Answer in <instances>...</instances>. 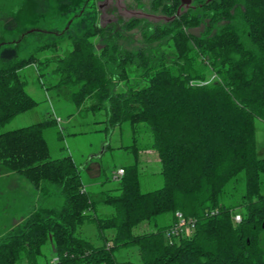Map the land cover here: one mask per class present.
<instances>
[{"label":"trees","instance_id":"obj_1","mask_svg":"<svg viewBox=\"0 0 264 264\" xmlns=\"http://www.w3.org/2000/svg\"><path fill=\"white\" fill-rule=\"evenodd\" d=\"M151 1L154 10L162 2ZM13 2L0 0V16ZM179 8L180 0L162 4L163 17L173 19L143 32L146 45L135 50L116 43L97 50L93 39L103 32L96 25L71 39L62 57L37 63L39 52L56 46L47 40L26 57L17 50L0 59V129L39 104L21 70L53 63L50 89L77 109L103 110L108 128L126 129L131 144L122 148L133 158L114 189L94 194L70 155L51 158L49 138L64 140L52 115L0 133V178L21 177L34 199L20 226L0 235V264H40L45 244L54 256L43 264H264V157L254 126L264 122V0ZM127 21L129 29L139 23ZM201 24L200 36L188 32ZM150 152L162 185L142 192L140 166ZM99 204L111 214L98 213ZM85 223L101 245L77 235ZM143 223L149 231L135 233ZM131 248L137 263L117 261Z\"/></svg>","mask_w":264,"mask_h":264},{"label":"rangeland","instance_id":"obj_2","mask_svg":"<svg viewBox=\"0 0 264 264\" xmlns=\"http://www.w3.org/2000/svg\"><path fill=\"white\" fill-rule=\"evenodd\" d=\"M17 1L14 0L9 15L0 16V59H9L17 50L20 52L24 50L21 55L26 57L28 48L41 41H54L55 47L37 54V63L64 56L70 49L71 39L98 26V6L102 11L100 17L103 33H99L93 39L97 50L106 43H116L120 49L126 51L142 47L146 45L143 32L147 33L165 21L164 13L161 11L162 4L169 3V0H162L157 10H154L151 0L139 2L123 0L124 11L117 15L118 8L103 5V0ZM208 1L210 0H191L189 10L196 11ZM130 15H134L133 19L139 21L135 22L131 29L125 25ZM203 25L189 29L188 32L193 36H200L204 30ZM52 68L53 63L31 64L21 70L26 81L25 91L39 104L33 110L16 116L0 129V133L35 124L52 115L57 119L64 140L62 142L49 138L51 158L70 155L80 169L85 189L90 193L114 189L117 186L115 177L118 170L133 163L132 155L122 148L131 144L129 132L126 129L120 131L117 127L108 128L103 110L91 113L77 109L64 93L50 89L57 81ZM254 126L257 153L259 157H264V122L255 119ZM155 154V152L145 154L146 162L141 163L142 192L154 190L162 185L159 162ZM30 192L31 185L17 175L0 178V235L7 229L20 226L26 219L34 200ZM97 209L103 216H108L112 212L108 206L101 204ZM148 231L145 223L134 230L137 234ZM77 235L91 241L95 246L102 244L92 223L80 226ZM112 235L113 230L105 232L106 238H111ZM42 255L43 257L39 259L40 264L54 256L50 244L43 246ZM115 255L119 262L128 260L137 263L139 260L136 248L122 249Z\"/></svg>","mask_w":264,"mask_h":264},{"label":"water","instance_id":"obj_3","mask_svg":"<svg viewBox=\"0 0 264 264\" xmlns=\"http://www.w3.org/2000/svg\"><path fill=\"white\" fill-rule=\"evenodd\" d=\"M104 3L103 5H106V6H111V7H117L118 8V13H122L124 11V5H123V0H103ZM190 4H191V0H180V8H183V9H187L190 7ZM180 8L178 9L177 13H180ZM98 13H99V20H98V27L99 28H102L103 26V23L101 21V14H102V11H101V7L98 6ZM129 14H135L133 12H128ZM134 15H130V17H128V19L130 18H133ZM161 19V17H159ZM165 21H169V20H172L173 18L171 19H167V18H164Z\"/></svg>","mask_w":264,"mask_h":264},{"label":"built area","instance_id":"obj_4","mask_svg":"<svg viewBox=\"0 0 264 264\" xmlns=\"http://www.w3.org/2000/svg\"><path fill=\"white\" fill-rule=\"evenodd\" d=\"M123 174V170L122 169H119L118 172H117V176L116 177H120L121 175ZM178 218H179V224H178V227L179 228H184V232L186 234H189L190 230L187 226H184L185 225V222L183 221V219L181 218L180 214H177L176 215ZM233 220L234 222L238 223L240 222V215L239 214H235L233 216Z\"/></svg>","mask_w":264,"mask_h":264}]
</instances>
